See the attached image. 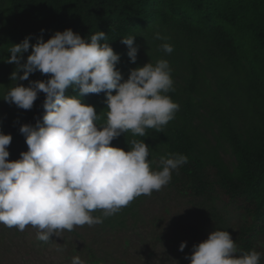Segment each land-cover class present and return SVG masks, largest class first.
Returning <instances> with one entry per match:
<instances>
[{
  "label": "clouds",
  "instance_id": "1",
  "mask_svg": "<svg viewBox=\"0 0 264 264\" xmlns=\"http://www.w3.org/2000/svg\"><path fill=\"white\" fill-rule=\"evenodd\" d=\"M43 32L30 44L31 36L12 45L7 64L15 65L10 80L16 84L4 96L6 103L31 110L38 94H45L42 121L22 125L27 152L9 162L10 134L0 131V224L23 232L27 226L37 230V239L49 242L53 235L76 226L103 222L94 217L102 210L109 217L127 207L135 198L159 192L171 181V173L188 162L182 154L160 158V171H153L150 147L142 140H131V150L111 147L121 134L131 131L145 137L146 129L157 132L175 118L180 106L166 95L174 91L167 60L153 66L130 70L124 82L117 69L120 56L114 52L104 32L83 39L71 29L55 32L43 40ZM157 39L167 37L156 35ZM135 37L122 38L131 63H136ZM25 61L24 54L29 52ZM171 54V44L161 45ZM45 80L30 81L36 72ZM23 72V75L20 73ZM17 81H29L28 86ZM72 88L77 96H67ZM115 90V95L112 91ZM106 92V123L98 126L101 115L94 106L85 105L79 96ZM187 242H182L183 252ZM238 247L228 231L216 230L194 245L190 264H259L260 253L237 255ZM72 264H85L77 255ZM178 264V262H177Z\"/></svg>",
  "mask_w": 264,
  "mask_h": 264
},
{
  "label": "rangeland",
  "instance_id": "2",
  "mask_svg": "<svg viewBox=\"0 0 264 264\" xmlns=\"http://www.w3.org/2000/svg\"><path fill=\"white\" fill-rule=\"evenodd\" d=\"M157 34L167 39H157ZM131 36L135 37L134 46H138L136 63L130 62L126 45L121 43L114 50L120 56L116 67L122 74L121 82L128 79L132 69L148 63L155 66L162 59L168 61L174 91L172 96L166 95L180 109L161 131L183 125L188 128L194 143L191 161L202 166L204 190L190 199L167 185L151 196L135 198L112 216L105 218L102 210H95L92 215L101 217L102 223L76 226L71 232L64 230L59 237H50L49 242L38 240L37 230L30 225L21 232L0 224V264H72L77 255L85 264H184L190 262L185 257L192 255L193 246L216 230L228 231L236 242L244 214L235 196L231 198L233 194L225 181L214 173L213 165L214 161L221 163L230 174L237 167L231 144L222 135L224 127L250 144L255 140V116L247 103L241 77L205 49L192 50L162 20L138 28ZM24 39V33L14 26L12 15L0 6V128L14 127L28 115L29 110L3 100L16 84L10 80L16 66L5 63L10 57L9 49ZM164 43L173 46L171 54L162 50ZM28 55L29 52L24 54L25 61ZM193 78L196 79L194 91L191 90ZM29 80L36 81L35 73ZM17 83L27 87L29 81ZM112 94H116L115 90ZM106 95L88 96L104 123L108 111ZM186 110H189L188 118H184ZM146 134L139 137L127 132L129 139L123 150H131V140H142L150 147L148 159L152 170L160 171V158L168 156L157 144L153 132L146 129ZM193 228L202 235H196ZM182 242H187L183 252L179 251ZM263 245L264 231L255 236L253 251Z\"/></svg>",
  "mask_w": 264,
  "mask_h": 264
},
{
  "label": "trees",
  "instance_id": "3",
  "mask_svg": "<svg viewBox=\"0 0 264 264\" xmlns=\"http://www.w3.org/2000/svg\"><path fill=\"white\" fill-rule=\"evenodd\" d=\"M0 6L12 15L13 24L24 37L31 36L30 44H35L41 36L47 42L59 31L71 29L83 39L102 31L113 50L121 44L122 38L132 35L138 28L156 20H162L188 43L194 51L205 49L222 59L223 62L241 77L247 103L252 109L256 131L252 144L224 127L225 136L232 147L237 161L233 174L219 162L214 161L213 171L220 175L232 192L231 198L238 201L244 214L236 240L237 255L253 251V240L264 231V0H0ZM31 54V48L29 49ZM36 81L49 77L36 72ZM191 81V90H195ZM67 96H77L72 88ZM102 95L106 92L100 93ZM167 94L172 96L171 91ZM79 96L85 105H91L88 96ZM45 94L39 93L33 108L16 126L1 127L0 131L10 134L12 141L7 150L9 162L20 159L28 147L19 129L22 125L35 126L37 119L42 121V108ZM189 110L184 118H188ZM105 124L101 119L97 125ZM153 132L157 144L170 154H182L188 162L171 173L168 186L178 194L195 198L204 190L202 166L191 161L193 151L192 134L186 126H177L168 132ZM129 137L127 133L114 139L110 146L124 149ZM196 235L202 232L193 228ZM259 264H264V245L259 246ZM184 264H190L185 262Z\"/></svg>",
  "mask_w": 264,
  "mask_h": 264
}]
</instances>
